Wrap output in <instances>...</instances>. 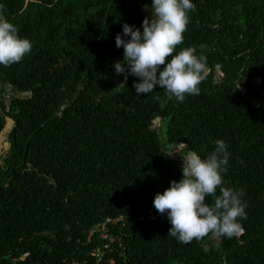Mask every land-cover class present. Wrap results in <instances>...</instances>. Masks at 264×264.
<instances>
[{
    "label": "trees",
    "instance_id": "obj_1",
    "mask_svg": "<svg viewBox=\"0 0 264 264\" xmlns=\"http://www.w3.org/2000/svg\"><path fill=\"white\" fill-rule=\"evenodd\" d=\"M191 2L173 55L206 57L205 79L199 95L161 108L163 89L136 95L138 78L113 67L117 33L142 31L152 0H38L23 15L24 0H0L32 43L0 65V133L7 116L16 124L12 163L0 165V264H264V0ZM218 139L224 186L244 193V234L180 243L154 196L182 178L180 155L203 159Z\"/></svg>",
    "mask_w": 264,
    "mask_h": 264
},
{
    "label": "clouds",
    "instance_id": "obj_2",
    "mask_svg": "<svg viewBox=\"0 0 264 264\" xmlns=\"http://www.w3.org/2000/svg\"><path fill=\"white\" fill-rule=\"evenodd\" d=\"M30 1L38 2L24 0L21 15ZM194 7L191 0H152L150 8L145 6L150 15L142 21L143 30L124 23L122 33L115 37V46L123 48V61L113 65L115 74H123L125 82L129 74L137 77L139 82L133 83L136 95L153 92L157 86L163 89L165 98L160 101L161 108L173 99L183 102L186 95H199L198 85L205 79L206 57L197 56L194 48H183L173 55L176 46L183 43L189 23L187 13ZM31 49L30 40L21 38L18 27L0 12V65L9 67L22 61ZM158 119L152 121L153 126H160ZM214 143V150L203 159L191 151L179 154L182 178L170 181V186L157 193L152 202L161 216H167L171 225L167 235L183 244L200 240L209 233L216 237L211 238L214 241L244 234L239 222L247 218L246 204L241 200L244 193L224 186L229 152L223 140ZM208 197L212 198L211 205L206 203Z\"/></svg>",
    "mask_w": 264,
    "mask_h": 264
},
{
    "label": "water",
    "instance_id": "obj_3",
    "mask_svg": "<svg viewBox=\"0 0 264 264\" xmlns=\"http://www.w3.org/2000/svg\"><path fill=\"white\" fill-rule=\"evenodd\" d=\"M216 69L219 71V66L218 65L216 66ZM254 79H256L257 84L261 83V79H259L258 77L255 76ZM215 80L219 81V78L216 77ZM240 90H241L243 95H246L247 91H246L244 86L240 87ZM18 97L21 98V99H25L27 97V95L26 94H23V95L18 94ZM6 121H7V123H6L3 131L0 133V137H1V141H2V138L5 139V145H6L7 149H8V152L12 153V151L10 150L11 149V144H10L9 140H10V137H11V131L16 129V125H15L14 120L10 116L6 117ZM156 121H159V119L156 118ZM1 145L2 144H0V146ZM186 148H187V144L186 143H182L180 146H178L179 150L186 149ZM189 151L194 152L193 150H189ZM206 245H208V242H204L203 246H206Z\"/></svg>",
    "mask_w": 264,
    "mask_h": 264
},
{
    "label": "rangeland",
    "instance_id": "obj_4",
    "mask_svg": "<svg viewBox=\"0 0 264 264\" xmlns=\"http://www.w3.org/2000/svg\"><path fill=\"white\" fill-rule=\"evenodd\" d=\"M146 14L147 15H150V13L149 12H147L146 11ZM219 79H220V77H221V75H220V72L218 73V76H217ZM10 98H11V94L9 95V97H7V100L8 101H10ZM159 124H161L160 122H159ZM158 125V124H157ZM157 125H155V126H153V128H155V129H159V127L157 126ZM0 144H2V141H1V137H0ZM179 150V149H178ZM173 155H176V154H179V151H177V149H175L174 151H170ZM9 157V153H8V149H7V147H6V145H5V142H4V144H2L1 146H0V158H1V160H0V164L1 165H5V164H11L12 162H11V160L10 161H8V160H6V157ZM179 156V155H178ZM215 242V246L217 247L219 244H220V241L218 240V241H214ZM210 248H209V246L208 247H206V250H209Z\"/></svg>",
    "mask_w": 264,
    "mask_h": 264
},
{
    "label": "flooded vegetation",
    "instance_id": "obj_5",
    "mask_svg": "<svg viewBox=\"0 0 264 264\" xmlns=\"http://www.w3.org/2000/svg\"><path fill=\"white\" fill-rule=\"evenodd\" d=\"M151 6H149V8H150ZM146 16H148L147 14H146V11H145V8H144V17H146Z\"/></svg>",
    "mask_w": 264,
    "mask_h": 264
},
{
    "label": "bare ground",
    "instance_id": "obj_6",
    "mask_svg": "<svg viewBox=\"0 0 264 264\" xmlns=\"http://www.w3.org/2000/svg\"><path fill=\"white\" fill-rule=\"evenodd\" d=\"M4 142H5V139H4V138H2V144H4Z\"/></svg>",
    "mask_w": 264,
    "mask_h": 264
}]
</instances>
